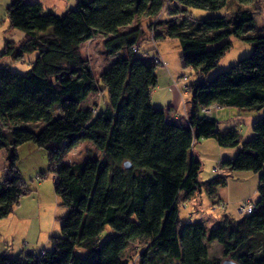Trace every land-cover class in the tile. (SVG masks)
Segmentation results:
<instances>
[{"label":"trees","instance_id":"1","mask_svg":"<svg viewBox=\"0 0 264 264\" xmlns=\"http://www.w3.org/2000/svg\"><path fill=\"white\" fill-rule=\"evenodd\" d=\"M225 4L226 0H76L73 8L56 14L36 2H8L4 14L9 28L23 31L25 37L19 42L5 39L2 55L15 60L24 53L35 56L22 72L0 64V151L4 149L5 160L0 170V219L31 191L15 166L17 147L26 142L44 151L53 192L66 214L47 248L15 257L0 252V264H129L123 252L131 240L142 238L146 241L137 264H221L207 252L212 241L221 245L224 259L264 264V113L252 122V134L243 142L239 131L218 128L216 119L200 114L214 104L245 112L264 105V35L243 36L253 22L252 13L238 9L230 17L210 15L198 21L185 15L167 20L155 32V42H178L183 67L196 76L187 86L186 115L171 118L150 102L157 64L140 50L139 24L119 31L135 18L153 19L165 8L175 16L184 7L212 11ZM99 35L106 53H124L94 77L79 47ZM231 38L247 41L251 52L224 72L205 78L230 48ZM90 94H105L107 104L94 112L84 101ZM18 121L42 124L33 131ZM205 138L221 148L238 147L235 156L219 160L220 167L257 173L259 183L250 213L226 217L209 230L200 221L181 220L177 207L179 196L199 188L211 193L225 183L220 173L198 180L201 163L189 150L195 140ZM81 140L94 145L100 157L61 163ZM105 227L113 233L100 241ZM76 248L85 254H76Z\"/></svg>","mask_w":264,"mask_h":264},{"label":"rangeland","instance_id":"2","mask_svg":"<svg viewBox=\"0 0 264 264\" xmlns=\"http://www.w3.org/2000/svg\"><path fill=\"white\" fill-rule=\"evenodd\" d=\"M171 5H169V8ZM166 7V6H165ZM184 11L179 15H169L167 13L166 8L160 12L158 16L151 19L146 16H141L135 18L133 24L134 26L139 24L140 29L143 31L142 36L140 37L141 42V52L146 50V54L151 56H156L154 50L159 51L160 56L166 57L164 59L165 63L168 59L173 63L175 67H177V74L174 77H178L179 83V91L181 92V98L186 101L184 105L188 106V101L190 99L189 94L187 93V86L191 83L192 80L196 78L195 74H193V70L191 68L183 67V64L180 61V48L178 42L175 39L167 38L163 40L154 41V34L156 31L163 29L167 23V20H177L180 17L186 15L189 20L198 21L201 18H206L210 15L217 16H227L230 17L233 12L236 10H249L253 15V22L251 23V27L247 28L243 36L245 35H264V0H252L251 2L238 4L235 0H226V4L224 7L218 10H203V9H195L191 7H184ZM5 9L0 6V64H6L10 70L22 72L28 70L29 66V53H24L22 58L19 60L10 59L6 55H2L3 50V42L7 39L9 32L16 29L9 28L5 17ZM132 24V25H133ZM102 37L99 35L97 37H93L89 39L87 42L80 44L79 50L80 54L83 58L88 61L89 67H91L92 74L94 77H97L103 70H105L112 62V60L118 56L123 55L124 50L119 51L115 54L106 53L105 48L102 44ZM154 47V49H153ZM251 47L247 41H244L239 38H231V46L228 51L223 55V57L219 60V62L213 66L210 70L206 72L204 75L205 78H210L215 74L220 72H224L229 67L235 65L241 58H245L250 52ZM139 52V53H141ZM31 54V53H30ZM164 67L165 64H157V67ZM187 84V85H185ZM186 86V87H184ZM185 92V93H182ZM85 105L92 107V110L96 112L97 109H102L107 104L105 94H91L85 100ZM202 112H200L201 114ZM264 113V105L259 108L257 111H242L240 109H236L234 107H221V108H210V118L217 120V127L224 128H234L240 133L241 142L249 140V137L252 134L251 124L253 121L257 120ZM183 114L186 115V112L183 111ZM203 114V113H202ZM184 115V116H185ZM19 126L26 127L36 131L42 124V122L38 123H23L18 121ZM28 124V125H27ZM195 149L196 151L201 153V156H197L196 158L200 161L201 167L198 171V180L199 182H205L206 180L217 176V174H222L225 176V183L223 185H218L214 188L216 192V197L210 195L211 200L206 203L205 199H201L199 197L198 190L203 191V196H207L206 190L204 188L196 189L194 194L179 196L178 197V209H179V218L182 220L188 217L193 221L200 220L205 228L209 230L217 225L219 220H223L226 217H231L234 219L239 218L241 214H244V210L239 211V204H244L246 206H251L253 202L258 198L257 187H258V174L249 171H231L222 169L219 165L218 159L223 158H232L235 156L238 151V147L235 148H221L217 145L215 140L212 138L198 139L195 140ZM193 149V148H192ZM194 152V149H193ZM4 149L0 151V163L5 164V160H3ZM100 151L92 145L90 142L81 140L74 147L68 151L61 161L63 164H77L82 163L87 159H93L100 157ZM218 161V162H217ZM18 171H20L22 180L26 182L27 185L34 186L35 191L39 192L37 198L31 201L28 198L26 201L29 203L30 207H35L36 203H46L47 206L51 203L57 205L56 203V195L53 192V180L52 173L47 172V158L42 149L35 147L33 143L26 142L17 147V162L15 164ZM4 168L3 165L0 166V170ZM39 178V182H35L34 179ZM37 184V185H36ZM193 193V192H192ZM209 198V199H210ZM237 205V206H235ZM33 209V208H32ZM60 209V210H59ZM34 210V209H33ZM62 211L59 203H58V218H62L60 216L65 214H60ZM30 214V213H29ZM30 216H35L36 213H31ZM37 217L35 223H37ZM59 225V220L57 221ZM35 226V223L32 222ZM36 227L31 228L29 232H35ZM113 231L109 227H105L99 234V240H103L104 238L111 235ZM32 234L29 233V236ZM146 240L142 239H133L129 243L126 250L123 252V257L126 258L129 264H137L138 253L145 245L144 242ZM264 246V245H262ZM260 249L262 247H259ZM28 250L33 249L36 253L38 252V248L32 246L30 243L28 245ZM207 252H209V256L211 258H215L218 260V263H221L224 258L221 245H219L216 241H212L207 243ZM39 253V252H38ZM75 253L79 255H84L85 251L82 249L76 248Z\"/></svg>","mask_w":264,"mask_h":264},{"label":"crops","instance_id":"3","mask_svg":"<svg viewBox=\"0 0 264 264\" xmlns=\"http://www.w3.org/2000/svg\"><path fill=\"white\" fill-rule=\"evenodd\" d=\"M9 1L10 0H0V6L4 7L5 9ZM27 1L39 3L44 10H50L51 12H55L56 14H62L66 9L73 8L76 2V0H27ZM132 24L130 26L121 27L119 31L122 32L130 28H133L134 24L133 25ZM24 37H25L24 32L16 29L9 32V35L7 36V40L11 39L14 42H19ZM34 56H35V52L31 54L29 53L30 61L28 65H30L33 62ZM166 57H164L165 60ZM164 59L163 56H161V60L163 64H165V68L159 66L155 70V73L157 75V84L156 87L150 93V97H149L150 102L153 107L164 108L168 118L181 116L183 115V111L185 112L188 111L189 107L187 105H184L183 103L184 100L181 98L182 97L180 96L181 92L178 89L179 86L182 84L181 83L179 85V83L177 82L180 75L178 77H174V75L177 74V67H175L169 59L165 63ZM90 95H88L86 98H88ZM192 148L194 149V152ZM192 148L189 150L190 156L191 155L193 157L201 156V153L196 151L198 149H195L194 145ZM1 165L4 166L3 163H0V166ZM38 180L34 179V181L37 183L39 182ZM26 187L31 189V191H29L27 195H23L19 198L17 206L14 208L11 214L7 215L6 218L0 219V252L5 254L7 257L8 256L15 257L20 252L25 253L26 251H30V250L34 252L33 249L30 250L27 249L30 243L32 244V246L38 248L39 249L38 252H40L42 249L47 248L49 246L50 237H52V235H57L59 233L60 225H58L57 221L60 220V218H58L57 220L56 217V215H58L59 213L57 199H56L57 205L51 203L50 205L47 206L46 203H36L37 205L35 207H30L29 206L30 202L27 203L26 200L30 198L31 201H37L34 199L37 198L36 194H38L39 192L35 191L34 186L26 184ZM197 192H199V197L201 199H205L206 203L211 200L209 196L210 193L206 192L208 193V195L204 197L203 191L198 190ZM192 194H194V192L188 195H190L191 197ZM210 195H213L214 197L217 198L215 191ZM61 209L62 211H60V214L62 213L66 214V209L64 207H61ZM33 212L36 213L37 215L36 218L35 216L34 217L30 216V214ZM37 217H39V219L37 220V223H35ZM186 220L193 221L191 218L188 219V217L183 221ZM32 222H34L35 226H37L35 232H29L31 228L35 227ZM29 233L32 235L29 236Z\"/></svg>","mask_w":264,"mask_h":264},{"label":"built area","instance_id":"4","mask_svg":"<svg viewBox=\"0 0 264 264\" xmlns=\"http://www.w3.org/2000/svg\"><path fill=\"white\" fill-rule=\"evenodd\" d=\"M132 49L134 50V49H137V48L134 46ZM153 49H154V47H153ZM154 53H156V56L152 57V63L164 65L163 62H162V60H161V56L158 53V51L157 50H154ZM211 107H215L217 109L220 108L216 104L212 105ZM211 107H209V108H203V110L201 112L204 113L206 116H210V108ZM183 115H185V114H183ZM38 179L39 178H35V180H38ZM238 206H239V209L238 210L239 211L244 210V214L250 213V211L252 210V207H253V205L246 206L244 204H239Z\"/></svg>","mask_w":264,"mask_h":264},{"label":"water","instance_id":"5","mask_svg":"<svg viewBox=\"0 0 264 264\" xmlns=\"http://www.w3.org/2000/svg\"><path fill=\"white\" fill-rule=\"evenodd\" d=\"M125 168L129 167V163L128 162H124L122 164ZM221 264H237L236 262H234L233 260H229V259H224L221 261Z\"/></svg>","mask_w":264,"mask_h":264}]
</instances>
